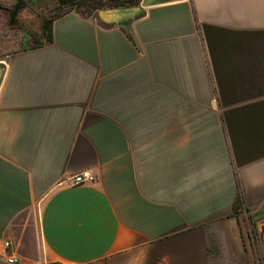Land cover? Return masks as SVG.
<instances>
[{
	"label": "crops",
	"instance_id": "crops-1",
	"mask_svg": "<svg viewBox=\"0 0 264 264\" xmlns=\"http://www.w3.org/2000/svg\"><path fill=\"white\" fill-rule=\"evenodd\" d=\"M142 10L67 13L4 67L0 264H264V0Z\"/></svg>",
	"mask_w": 264,
	"mask_h": 264
},
{
	"label": "rangeland",
	"instance_id": "rangeland-1",
	"mask_svg": "<svg viewBox=\"0 0 264 264\" xmlns=\"http://www.w3.org/2000/svg\"><path fill=\"white\" fill-rule=\"evenodd\" d=\"M64 1V4H61L59 0H0V59L3 60V68L9 65L14 54L43 45L46 40L43 36L42 28L45 21H54L56 18L70 12H76L84 17L95 18L102 13L119 10L120 6H118V3L124 0H104L100 9L94 8L97 1L93 0ZM141 6L142 2L138 8ZM229 220H223V222L220 220V222L223 223L224 231L227 233L226 240L232 243L231 233L233 225L229 223ZM244 222L247 224L249 220L243 219L241 220L243 225H240V223L239 225L245 227ZM31 225L28 230V236L30 240L35 241L36 231ZM217 238H219L218 234ZM256 254L258 256L259 252H256ZM227 262L229 264L253 263L252 260L248 259L247 252L239 256L232 250H228V255L223 260H220V264ZM218 263V259H215L214 264ZM43 264L61 263L48 261L45 258ZM100 264L103 263L101 262Z\"/></svg>",
	"mask_w": 264,
	"mask_h": 264
},
{
	"label": "built area",
	"instance_id": "built-area-1",
	"mask_svg": "<svg viewBox=\"0 0 264 264\" xmlns=\"http://www.w3.org/2000/svg\"><path fill=\"white\" fill-rule=\"evenodd\" d=\"M95 182H97V177L93 174V172H91L90 170H83L72 175L68 179L61 180L59 184L76 187L85 184H93ZM3 246H4V252L2 253L3 260L7 264H17L18 258L14 254L6 253L11 248V244L6 241Z\"/></svg>",
	"mask_w": 264,
	"mask_h": 264
},
{
	"label": "trees",
	"instance_id": "trees-1",
	"mask_svg": "<svg viewBox=\"0 0 264 264\" xmlns=\"http://www.w3.org/2000/svg\"><path fill=\"white\" fill-rule=\"evenodd\" d=\"M61 4H64V0H59ZM93 1H97V5L95 4L94 8L95 9H100L102 8V4L104 3V0H93ZM143 0H124L123 2L118 3V6H120L119 12L121 13H127V12H132L133 10H135L136 8L139 7L140 3ZM99 3V4H98ZM143 14V10L140 9L139 12L136 13V16H140ZM43 36L44 38H46V40H51L52 37V21H45L43 23ZM236 206H239V201L237 200L235 203L234 208L236 209Z\"/></svg>",
	"mask_w": 264,
	"mask_h": 264
},
{
	"label": "water",
	"instance_id": "water-1",
	"mask_svg": "<svg viewBox=\"0 0 264 264\" xmlns=\"http://www.w3.org/2000/svg\"><path fill=\"white\" fill-rule=\"evenodd\" d=\"M174 1H178V0H143L142 1V6L140 8H136L135 10H133L131 13H124L123 15H121L122 13H120L119 11H110L107 12L117 18H123V17H134L136 15L137 12L140 11V9L142 8H148V7H152L155 5H159V4H163V3H169V2H174ZM4 72V68L0 67V81L2 78Z\"/></svg>",
	"mask_w": 264,
	"mask_h": 264
}]
</instances>
